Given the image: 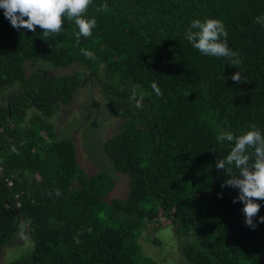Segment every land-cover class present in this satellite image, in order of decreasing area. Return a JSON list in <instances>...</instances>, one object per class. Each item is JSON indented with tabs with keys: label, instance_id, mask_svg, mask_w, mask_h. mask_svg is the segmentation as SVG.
<instances>
[{
	"label": "trees",
	"instance_id": "trees-1",
	"mask_svg": "<svg viewBox=\"0 0 264 264\" xmlns=\"http://www.w3.org/2000/svg\"><path fill=\"white\" fill-rule=\"evenodd\" d=\"M86 16L97 25L77 43L74 21L44 37L38 26L13 28L0 8V89L22 88L0 99V246L21 232L30 241L6 264H159L140 252L136 231L161 219L193 238L183 247L189 264H264V223L246 226L243 203H233L238 189H222L226 176L215 167L233 146L217 140L221 131L239 136L253 123L264 131V23L256 19L264 0H92ZM206 18L223 21L238 68L185 38ZM45 63L64 71L50 75ZM237 71L241 83L231 78ZM95 84L121 122L103 142L126 176L110 200L118 227L95 214L113 180L85 171L75 142L50 121L59 101ZM134 87L142 108L130 98Z\"/></svg>",
	"mask_w": 264,
	"mask_h": 264
},
{
	"label": "clouds",
	"instance_id": "clouds-1",
	"mask_svg": "<svg viewBox=\"0 0 264 264\" xmlns=\"http://www.w3.org/2000/svg\"><path fill=\"white\" fill-rule=\"evenodd\" d=\"M91 4L92 0H0V8L4 10V16L13 28L35 32L38 26L44 37H50L62 31L67 18L68 21H74L78 28V32L75 33L77 43L81 37H91L97 25L95 17L86 16ZM98 10L107 11V5H101ZM256 19L257 22L264 23V17ZM227 35L221 19L206 18L203 21L193 20L185 38L202 54L229 58L232 65L238 68L241 61L236 58L237 53L230 49ZM81 51L85 57L95 58L93 52L86 49ZM231 78L237 83L244 81L239 71ZM151 87L157 96L163 95L155 82ZM130 98L135 100L137 108L143 107L144 94L138 93L135 87L131 90ZM217 140L221 143L227 141L233 145L224 158H217L215 162L216 169L223 170L226 176L221 188L228 186L238 189V195L233 198V203L237 200L243 203L244 222L246 226L255 229L257 223H264V216H260L258 222L254 221L261 207L257 201H264V131L253 123L239 136L230 131H221ZM233 168L237 170L235 173ZM217 196L221 198L222 193H217ZM74 239L77 244L80 243L78 236Z\"/></svg>",
	"mask_w": 264,
	"mask_h": 264
},
{
	"label": "rangeland",
	"instance_id": "rangeland-1",
	"mask_svg": "<svg viewBox=\"0 0 264 264\" xmlns=\"http://www.w3.org/2000/svg\"><path fill=\"white\" fill-rule=\"evenodd\" d=\"M39 68L48 71L50 75H57L64 71L47 63L42 64ZM30 69L31 64L26 67L28 76L31 74ZM21 90L18 83L6 87V89H0V95L2 94L0 99L3 100V97L8 93H18ZM71 96L70 101L67 97L66 102L59 101L56 104L53 109L54 115L50 121L57 125L56 128L62 136L75 142L79 161L85 171L104 173L110 180H113V190L107 189L103 192L101 206L95 209V214L103 222V225L118 227L117 217L110 212V200L119 196L126 188V176L111 167L109 157L103 148V142L107 136L118 130L121 122L118 124L120 120L111 116L104 109L105 98L97 85L96 87L87 85L78 88L73 91ZM2 104L3 102L0 101V105ZM174 228L173 225L162 219L142 224L141 228L136 231V243L140 252L142 250L145 254L150 255L159 264H189L183 254V247L194 240L190 236L176 235ZM29 248L30 241L21 232L12 242L0 246V264L8 263Z\"/></svg>",
	"mask_w": 264,
	"mask_h": 264
}]
</instances>
